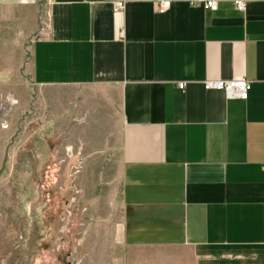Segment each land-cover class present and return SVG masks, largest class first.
Instances as JSON below:
<instances>
[{
    "label": "crops",
    "instance_id": "0c3cea01",
    "mask_svg": "<svg viewBox=\"0 0 264 264\" xmlns=\"http://www.w3.org/2000/svg\"><path fill=\"white\" fill-rule=\"evenodd\" d=\"M113 1L0 0V66L116 167L113 264H264V0Z\"/></svg>",
    "mask_w": 264,
    "mask_h": 264
},
{
    "label": "rangeland",
    "instance_id": "374dc122",
    "mask_svg": "<svg viewBox=\"0 0 264 264\" xmlns=\"http://www.w3.org/2000/svg\"><path fill=\"white\" fill-rule=\"evenodd\" d=\"M10 72L0 66V107L9 108L0 117V166L9 144L0 173V264H113L107 201L118 182L110 155L91 151L79 126L55 130L39 121L28 75L21 82ZM93 154L96 173L81 172Z\"/></svg>",
    "mask_w": 264,
    "mask_h": 264
},
{
    "label": "built area",
    "instance_id": "2783aa9c",
    "mask_svg": "<svg viewBox=\"0 0 264 264\" xmlns=\"http://www.w3.org/2000/svg\"><path fill=\"white\" fill-rule=\"evenodd\" d=\"M193 5H203L205 8L211 9L213 11L218 9L217 0H191ZM237 9L244 11L246 8L245 0H236L235 1ZM126 0H114L113 6L115 11H121L125 8ZM171 6V1L164 0L156 2V9L159 12H164ZM185 82H179L178 85L180 88L185 87ZM203 86L208 90H221L224 91L227 97H236L242 100H246L249 97V92L251 90L252 84L246 78L233 79V80H206L203 81ZM3 109L9 110L7 106H4Z\"/></svg>",
    "mask_w": 264,
    "mask_h": 264
},
{
    "label": "flooded vegetation",
    "instance_id": "af4514ba",
    "mask_svg": "<svg viewBox=\"0 0 264 264\" xmlns=\"http://www.w3.org/2000/svg\"><path fill=\"white\" fill-rule=\"evenodd\" d=\"M9 113V110H4L3 107H0V117H6ZM2 128H7V126L2 125ZM9 144L4 148V152H3V161L2 164L0 166V173H2L5 169L6 166V161H7V148H8Z\"/></svg>",
    "mask_w": 264,
    "mask_h": 264
}]
</instances>
